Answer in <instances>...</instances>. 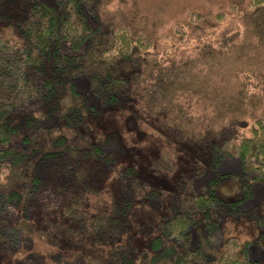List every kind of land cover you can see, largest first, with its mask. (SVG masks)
Instances as JSON below:
<instances>
[{
  "label": "trees",
  "instance_id": "1",
  "mask_svg": "<svg viewBox=\"0 0 264 264\" xmlns=\"http://www.w3.org/2000/svg\"><path fill=\"white\" fill-rule=\"evenodd\" d=\"M101 3L0 0V259L24 245L28 224L19 210L37 193L39 172L52 164L60 178L43 191L51 196L49 207L59 213L43 221L38 235L58 248L54 264H264L247 258V244L226 237L222 225L225 217L245 213L239 202L252 197L253 184L264 180V0H250L241 44L236 43L238 32L226 36L223 30L221 39L196 41L198 56L169 65L155 56L153 41L129 22L102 17ZM218 17L212 26L223 21V12ZM194 18H202L201 12L191 11L187 22L173 25L179 43L187 42L188 30L200 22ZM145 65L155 69L148 75L156 82H165L164 73L174 70L203 73H195L199 86L193 94L148 80L137 89L134 81ZM80 75L98 99L97 107L77 89L73 77ZM153 88L161 90L154 98L159 107L174 115L179 144L197 150L203 168L215 169L226 157H239L241 171L224 175L236 181L240 198H221L216 177L202 192L181 190L164 200L161 190L158 201L152 199L156 188L145 186L135 164H120L111 132L70 141L54 135V126L39 124L30 150L9 144L18 133L11 116L27 105L37 108L49 101L67 127L83 133L88 117L124 109L138 96L150 97ZM150 101L134 104L146 106L147 112ZM45 117L48 112L33 115L35 120ZM138 201L142 208L159 205L156 221L147 222L142 233L135 222ZM250 214L263 229L264 216ZM255 242L264 246V232ZM19 261L44 264L27 256Z\"/></svg>",
  "mask_w": 264,
  "mask_h": 264
},
{
  "label": "rangeland",
  "instance_id": "2",
  "mask_svg": "<svg viewBox=\"0 0 264 264\" xmlns=\"http://www.w3.org/2000/svg\"><path fill=\"white\" fill-rule=\"evenodd\" d=\"M249 7L250 0H102L100 15L108 20L120 21L121 19L129 22L133 29L143 33L153 41V53L158 59L163 58V64L169 65L172 61L198 56L196 55L197 50H195L196 41L199 38L201 40L205 38L221 39L220 34L223 30H225L226 36L238 32L236 43L241 44L245 34L242 18L245 10ZM191 11L201 12L202 18H194L200 22L188 30L187 42L179 43L178 37L173 34L172 27L176 23L187 22ZM221 12L224 14L223 21L217 26H212L216 20L221 19L218 17ZM89 21L95 24L102 20ZM226 28H228L227 32ZM247 50L244 51L248 53ZM149 66L148 69H146V65L145 68L142 67V71L134 81L135 88L140 89L145 85V80L156 82V77L153 79L152 76L148 75V73L155 72V69ZM49 70V64H47L46 72ZM195 73L202 77L203 70L194 71L192 68H186L182 71L165 72V82L157 80L156 85H164V87L169 85L171 88L180 86L189 94H193L194 89H198L199 86L195 79ZM73 80L88 103L97 107L99 101L89 92L85 75L73 77ZM187 92L184 93V97H186ZM156 94L159 99L161 96L160 88L158 90L153 88V92L150 94L151 101L149 104L151 106L147 112H145L146 106L140 107L138 104H134L135 100L144 104L146 99H150L147 94H143L132 100L133 102L130 101L125 104L126 108L124 109H111L107 112H101L97 117L93 115L88 117L86 130L84 129L83 133L79 131V128L73 130L67 127L58 112L51 108L49 101L41 102L37 108L27 105L20 112L11 116V121L18 128V133L9 144L30 150L34 144L32 132L39 124L54 126V135L63 134L70 141H78L82 139L80 135L84 134L97 137L100 133L111 132L120 150H118L120 164H135L139 176L144 182H148L145 186L150 187L151 185L156 188L152 199L158 201V194L161 190L164 200H167L174 192L181 190L202 192L204 185L208 184L211 178L216 177L220 178L216 193L221 198L226 201L240 198L241 193L237 189L236 181L229 175H224L241 171L239 157H226L215 169L203 168L204 160L198 158L197 155L200 153L187 146L184 148L183 142L179 144L181 140L177 136V129L174 128L171 121L174 119V115L172 112L163 111L162 107H159L160 101L154 99ZM261 94L263 95L262 91ZM260 97L258 103L260 105L262 99L261 106L264 108V96L261 99ZM41 112H48L50 117L35 120L33 115L37 116ZM195 112V110L192 111V113ZM31 113L32 115H30ZM163 113H166V116H162ZM28 118H31L32 121H27ZM24 135H27L31 140L25 139ZM39 153L40 151H36L34 154ZM163 167L166 170H163ZM39 175L41 181L37 193L19 210L20 217L27 219V239L16 254H7L3 258L1 257L0 264H19V260L24 256L31 259L36 258L38 261L42 260L44 264H54L53 254L58 251V248L41 238L38 235V230L42 227L44 220L52 219L59 213V208L49 207L51 196L43 189L55 184L60 177L57 167L52 166V164H47L39 172ZM106 182H104L105 187ZM148 204L146 203L145 208H142L138 201L135 206V222L140 227V233L143 232V227L147 228L145 226L147 222L156 221L159 213L158 204ZM239 206L245 213L237 216L229 215L222 220L225 236H235L242 243H246V257L263 263L264 246L256 243L255 240L261 232H264V228L261 229L255 223L250 213H258L264 216V180L256 181L253 184L252 197L241 200ZM146 228L145 230H147ZM196 240V233H193L192 246L195 245ZM31 263L35 264L33 261Z\"/></svg>",
  "mask_w": 264,
  "mask_h": 264
}]
</instances>
